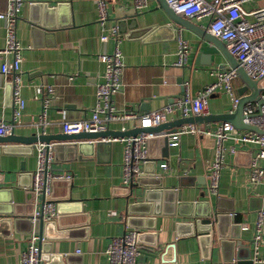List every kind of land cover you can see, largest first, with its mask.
I'll use <instances>...</instances> for the list:
<instances>
[{
	"label": "crops",
	"instance_id": "1",
	"mask_svg": "<svg viewBox=\"0 0 264 264\" xmlns=\"http://www.w3.org/2000/svg\"><path fill=\"white\" fill-rule=\"evenodd\" d=\"M35 5H40V8ZM106 6L108 19L102 23L96 0H23L17 38L23 47L22 96L26 105L13 134L24 137L59 136L63 134L61 123L64 120L89 118L98 102V86L105 82L106 63L100 56L111 55L117 48L121 51L124 70L121 92L115 94L114 104L118 110H133L140 114L161 110L173 103L183 93L185 82L190 84L194 95L198 94L217 80V69L230 67L221 54L209 55L212 63L204 65L207 59L202 48L206 42L195 31L172 23L159 0H148V8L143 12L137 11L134 0H106ZM262 7L264 0H250L243 4L247 12ZM8 11L9 0H0V50L6 47V20L2 16ZM132 16L138 19L140 29L131 30L127 26L125 33H119L117 20ZM190 21L208 31L209 18ZM172 26L178 32L177 38ZM114 28H117L116 32ZM104 36L109 40L104 41ZM179 38L190 48L188 62L184 66L177 65ZM11 62L12 55L0 56V118L8 122L13 120L14 107L8 88L10 77L4 70ZM242 86L239 78L233 82L235 96L239 98L238 90ZM50 87L51 93L48 92ZM247 92L250 93L249 90ZM44 100L49 101L45 128L30 123L32 116L37 117L43 112ZM232 110V99L226 92L210 96L207 115L228 114ZM180 119H183L180 113L170 114L167 118L170 123ZM218 122L222 121L197 124L205 129ZM137 126L138 122L128 120L112 123L108 131L125 132L121 137L134 136L131 133L138 129ZM111 137L114 135L105 138ZM102 139L95 142L94 154L89 145L93 141H86L83 153L65 148L57 154L58 159L56 157L57 172L70 174L72 179L69 184L56 183L52 193L65 204L61 210L63 213H58L64 219L65 230L74 233L69 235V239L53 241L52 251L74 256L72 264H110L107 249L112 238L123 235L127 230H136L126 224L128 203L121 190L124 187V144H109ZM81 142L84 141L76 144ZM97 142L102 144L97 147ZM160 146L159 142H153L149 144V150L156 154L161 150ZM171 152L179 156L180 163L182 159L191 163L185 172L192 176L194 185L182 189L183 201L210 200L212 206H216L218 199L225 198L227 203L223 206H230L232 202V207H235L236 190L240 186L245 189L248 209L241 210L239 219L246 216L251 222L248 231L241 230V239L251 249L255 221L258 213L264 211V185H249L244 169L248 164L247 156L242 155L237 163L236 157L235 164L223 170L219 195L209 197L206 193L209 181L206 171L215 155L212 141L186 134L180 148ZM36 167L35 149L28 154L1 155L0 206L8 204L9 199L13 204H26V193L32 186V172ZM156 168L159 169L157 162ZM143 169H150V165L145 164ZM171 171L172 168L164 172L166 186L171 183ZM140 191V188L134 190L136 194ZM68 193L71 198L62 200ZM250 197L261 198L260 203L253 202V205L260 206L259 209L249 210ZM240 204L245 208L246 199ZM27 210L24 205L22 212ZM181 220L185 219L176 215L156 216L155 233L143 238L144 243L141 244L146 251L135 264H226L232 259L233 264H238L236 257L229 254L228 247H221V242L209 252L201 248L196 237H177L175 225ZM235 221L238 218L235 217ZM25 227L23 223L22 229ZM57 228L61 230L58 225ZM2 232L3 228H0V264H21L32 234L14 230L9 235ZM156 240L159 250L150 246Z\"/></svg>",
	"mask_w": 264,
	"mask_h": 264
},
{
	"label": "built area",
	"instance_id": "2",
	"mask_svg": "<svg viewBox=\"0 0 264 264\" xmlns=\"http://www.w3.org/2000/svg\"><path fill=\"white\" fill-rule=\"evenodd\" d=\"M168 6L180 16L188 20H202L209 18L208 32L223 41L229 52L236 58L247 75L258 83L260 97L264 99V7L247 12L243 4L250 0H165ZM100 13V21L108 19L106 0H96ZM138 12L148 8V0H134ZM23 0H9V11L6 20V47L0 50L3 54L12 55V62L4 72L10 77L14 115L12 122L0 118V138L14 133L20 121L26 102L22 96L23 47L17 38V24L21 16ZM117 31V28H114ZM109 40L108 36L102 38ZM179 52L177 65L184 66L188 62L190 48L186 41L179 38ZM100 59L106 63L105 82L98 86V102L87 119L78 121L64 120L61 123L63 134L101 133L109 130L112 123L133 120L138 122V128L149 129L167 123L168 116L180 113L182 118L206 116L210 96L218 92H226L232 99L234 112L240 98L235 96L233 82L238 74L233 68H219L216 70L217 80L206 86L198 94L191 92L190 84H183V93L167 104L163 109L137 113L133 110H118L114 104V96L121 92L124 62L121 51L117 48L111 55H101ZM52 92V88H48ZM249 94V93H248ZM247 95V94H245ZM49 101L44 100V110L39 116H32L30 123L45 128L47 125V108ZM245 124L255 126L263 133L251 130L236 129L230 122H218L212 127L202 129L195 123L183 124L175 129L160 132H141L128 137L104 138L108 143L121 142L124 144L123 184L130 188L137 179L145 173L143 166L150 161L159 163L161 171H169L171 151L181 146L182 137L192 134L211 140L215 149L214 158L207 168L208 185L206 193L209 197L219 195L222 172L225 168L235 164L239 154L247 156L245 166L247 181L250 186L264 185V103L248 102L243 108ZM167 139L166 149L168 157L152 158L149 154V141L155 138ZM54 143L37 142L34 149L37 152V167L32 172V186L30 191L35 194V203H43L42 211L37 210L33 220L43 215L44 220L50 221L59 216L58 201L51 199L53 183L61 180H71V175L57 172L55 168L56 156ZM165 147V146H164ZM164 147L161 148L163 153ZM180 159V158H179ZM230 159H233L230 162ZM179 162V178L189 177L190 162L183 159ZM238 166V165H237ZM241 167V166H240ZM191 177V176H190ZM111 214H113L111 212ZM264 211L258 213L255 230L251 238V260L264 264ZM241 229L248 231L251 222L242 216ZM137 230H127L123 235L112 238L107 249L110 264H135L146 248L138 241ZM44 238L39 234L29 237L27 250L24 252L21 264H42L44 254L42 242Z\"/></svg>",
	"mask_w": 264,
	"mask_h": 264
},
{
	"label": "water",
	"instance_id": "3",
	"mask_svg": "<svg viewBox=\"0 0 264 264\" xmlns=\"http://www.w3.org/2000/svg\"><path fill=\"white\" fill-rule=\"evenodd\" d=\"M160 6L167 13L168 17L172 23L180 26L182 28L190 29L195 31L203 40L206 42V46L202 48L203 55L207 62L204 65H209L212 63V59H209V55L221 54L226 59L231 68L236 70L238 78L240 79L243 86L238 90L240 95V100L237 109L234 112L221 115H206L197 116L191 118H183L176 122L164 123L158 127L149 129L138 128L135 132L131 133L137 135L141 132H160L171 130L172 127L177 128L183 124L189 123H202V122H230L236 129L251 130L258 133H263L255 126H250L243 121V108L248 102H256L259 105L264 103V99L260 97V89L258 83L252 80L244 69L241 67L236 58L229 52L226 44L218 39L217 37L210 34L207 30L202 29L192 23L190 20L183 16L177 15L166 3L165 0H159ZM36 6V5H35ZM37 5L36 8H40ZM41 24L40 22H37ZM117 26L119 33H125L126 27L128 26L131 30L140 29L138 19L135 16L118 19ZM172 31L174 32V37L177 38L178 32L172 26ZM174 29V30H173ZM145 31V30H143ZM175 38V39H176ZM8 88L11 90L10 84ZM250 91L249 95H245L247 91ZM125 132H101V133H80V134H62L59 136H32L24 137L19 135H10L7 137L0 138V159L1 155H11V154H28L34 149V145L37 142L52 143V140L56 142L53 144V150L55 156L59 154V151L67 148L69 151H79L83 153V148L87 147L86 141H93L89 145L94 150L96 148V141L101 138H105L108 135H114V137H120L125 135ZM77 141H84L78 144ZM159 142L161 144L160 149L164 147L163 153L161 150L156 154H152L149 150V154L152 158L168 157L166 143L167 139L155 138L149 141V144ZM102 143L97 142V147ZM105 144V143H104ZM110 144V143H109ZM86 145V146H85ZM30 150V151H29ZM244 154H239L236 158V163ZM58 159V157H57ZM170 166L171 171V183L169 186L164 184V171L160 169L157 170L156 162L150 161V169H146L145 173L142 174L135 184L130 188L123 187L121 190L124 192L123 196L127 199V219L126 224L129 228L136 229L139 231L138 241L139 243H144V237L148 236L149 233L155 230V217L158 215H176L181 220L176 223V235L177 237H196L201 245V248L212 251V248L217 243L221 242V247H228L229 254L232 257H236L238 264H253L254 262L251 258V249L248 243H245L241 239V210L247 211V193L243 187H239L236 190V200L237 206L232 207L230 200V206H223V203H227L225 198H220L217 200V205L211 204L210 200L187 202L182 200L181 192L183 188L191 187L194 185V179L190 177H180L179 178V156H170ZM231 162V159H230ZM248 163V161H247ZM69 180L55 181L53 187L58 182H63L69 184ZM29 187V186H27ZM30 188V187H29ZM136 188H140L141 191L137 194L134 192ZM71 198L70 193L66 194L62 200H67ZM51 199L58 201L57 212L59 214L63 213L61 210L65 208L64 202H59L60 200L54 197L52 193ZM246 199V207L240 204L242 200ZM253 202L260 203L261 198L250 197L249 210L259 209L260 206L253 205ZM9 204V205H8ZM8 204L0 206V214L5 216H0V228H3L2 234L9 235L14 231H24L29 234H39L44 238L42 242V252L44 254V264H72L71 260L74 256L70 254H55L52 251V242L58 239H69V235L74 232H69L66 229V225L63 223V218L60 216L46 221L43 215H40L37 220H33V215L37 210L42 211L43 203H35V194L32 191L26 193V204H13V200L9 199ZM229 204V203H228ZM26 205L28 210L22 212L23 206ZM237 207V208H236ZM239 211V212H235ZM234 214H238L234 216ZM235 217L238 221H235ZM26 224L27 227L22 229V225ZM58 227L61 230H58ZM85 230V229H84ZM264 231V223H263ZM155 236V234L153 235ZM85 237V236H84ZM154 249H158V241L150 243ZM169 245L168 247H172ZM159 250V249H158ZM233 261V259H232ZM232 261L226 264H233Z\"/></svg>",
	"mask_w": 264,
	"mask_h": 264
},
{
	"label": "rangeland",
	"instance_id": "4",
	"mask_svg": "<svg viewBox=\"0 0 264 264\" xmlns=\"http://www.w3.org/2000/svg\"><path fill=\"white\" fill-rule=\"evenodd\" d=\"M248 93V92H247Z\"/></svg>",
	"mask_w": 264,
	"mask_h": 264
}]
</instances>
